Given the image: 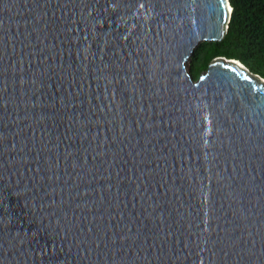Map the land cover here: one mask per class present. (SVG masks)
Returning <instances> with one entry per match:
<instances>
[{
    "label": "water",
    "instance_id": "95a60500",
    "mask_svg": "<svg viewBox=\"0 0 264 264\" xmlns=\"http://www.w3.org/2000/svg\"><path fill=\"white\" fill-rule=\"evenodd\" d=\"M231 11L0 0V264H264V78L187 71Z\"/></svg>",
    "mask_w": 264,
    "mask_h": 264
},
{
    "label": "trees",
    "instance_id": "16d2710c",
    "mask_svg": "<svg viewBox=\"0 0 264 264\" xmlns=\"http://www.w3.org/2000/svg\"><path fill=\"white\" fill-rule=\"evenodd\" d=\"M232 8L226 34L219 42H202L190 59L191 73L206 58L239 61L251 73L264 78V0H228Z\"/></svg>",
    "mask_w": 264,
    "mask_h": 264
},
{
    "label": "rangeland",
    "instance_id": "374dc122",
    "mask_svg": "<svg viewBox=\"0 0 264 264\" xmlns=\"http://www.w3.org/2000/svg\"><path fill=\"white\" fill-rule=\"evenodd\" d=\"M216 58H219V57H214V54L212 53V51H209L206 55V58L204 59V61L197 67V68H194L193 70V74L191 73V62L189 61L188 64H187V71L189 72L191 78L193 80H196L201 73L205 72L208 65L213 61L215 60ZM225 58V57H223ZM227 59V58H225Z\"/></svg>",
    "mask_w": 264,
    "mask_h": 264
},
{
    "label": "bare ground",
    "instance_id": "6f19581e",
    "mask_svg": "<svg viewBox=\"0 0 264 264\" xmlns=\"http://www.w3.org/2000/svg\"><path fill=\"white\" fill-rule=\"evenodd\" d=\"M230 10V9H229Z\"/></svg>",
    "mask_w": 264,
    "mask_h": 264
}]
</instances>
